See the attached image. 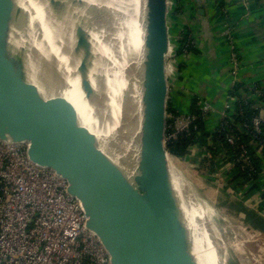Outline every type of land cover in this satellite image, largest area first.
<instances>
[{"label":"water","instance_id":"water-1","mask_svg":"<svg viewBox=\"0 0 264 264\" xmlns=\"http://www.w3.org/2000/svg\"><path fill=\"white\" fill-rule=\"evenodd\" d=\"M0 1L1 34L6 39L0 52V138L27 142L30 160L53 168L67 181L68 192L81 201L86 225L97 234L112 264H202L185 210L167 181V0H140L139 22L148 60L139 53L140 58L132 63V85L121 95V105L129 111L133 86L138 87L135 151L126 160H114L100 147L96 134L81 127L54 96L34 82L29 66L11 44L14 36L8 34L13 28L21 35L25 13L15 0ZM55 2L70 13L73 7L86 6L84 0ZM69 3L71 10L66 7ZM207 3L195 0L204 26ZM10 12L17 15V22ZM80 19L78 15L80 33H74V51L86 73L87 98L94 96L92 79L98 82L102 76L94 53L80 38L88 37ZM135 120L134 114L126 118L129 125ZM113 134L111 143L123 137L116 131Z\"/></svg>","mask_w":264,"mask_h":264},{"label":"bare ground","instance_id":"bare-ground-1","mask_svg":"<svg viewBox=\"0 0 264 264\" xmlns=\"http://www.w3.org/2000/svg\"><path fill=\"white\" fill-rule=\"evenodd\" d=\"M15 1L25 8L21 32L30 50L31 65H35L29 67L34 82L43 92L54 96L68 116L81 127L96 134L100 147L114 160L131 157L135 151L132 138L137 129L138 87L133 86L129 111L121 105V95L132 85V63L140 58L139 53L145 61L148 60L139 22L140 0H84L86 6L80 10L73 7L72 13L67 12L65 6L63 9L58 7L60 3L55 0ZM66 7L72 9L70 3ZM74 14L95 23L86 39L80 37L94 53L96 68L102 76L98 82L92 79L93 97L86 98V73L74 51V33H80L76 27L78 15L74 17ZM1 27L2 24V53L1 42L6 39L1 34ZM9 34L13 35L14 31L10 30ZM133 114L136 120L129 125L126 118L129 120ZM115 131L122 133L123 137L118 136L112 144L110 137ZM166 159L168 161L169 157ZM171 172L172 175L167 177L168 185L179 199L176 191L182 195L184 192L178 177ZM182 206L192 227L194 247L202 264H231L230 256L234 252L239 254L237 260L240 264L256 263L244 255L240 243L232 239L234 232L230 224L206 227L202 223L203 214L196 207L190 206V212L194 214L191 215L183 203ZM208 232L218 237L216 241Z\"/></svg>","mask_w":264,"mask_h":264},{"label":"built area","instance_id":"built-area-1","mask_svg":"<svg viewBox=\"0 0 264 264\" xmlns=\"http://www.w3.org/2000/svg\"><path fill=\"white\" fill-rule=\"evenodd\" d=\"M226 34L229 37V33ZM230 61L235 72L240 64L235 48L230 52ZM252 90L262 94L257 87ZM235 91L230 92L229 99L234 101L225 104L219 123L236 128L247 127L246 123L233 117L242 112V103L251 100L236 95ZM252 102L255 108H261ZM207 110L205 106L201 111L202 119ZM166 118L172 119L173 126L165 133V143L187 133L191 126L195 128L196 115L191 112L183 115L167 113ZM262 123L264 115L261 113L251 118V132L256 138L257 133L264 136ZM253 136L249 143L263 157L264 139L260 138L258 142ZM226 138L228 143L234 144L238 135L230 134ZM207 140L212 143L211 136ZM198 145V142H193L184 155L175 157L189 158L198 155L200 149L201 157L205 156L206 150ZM27 149L25 141L0 138V264H112L99 237L86 225L87 215L81 201L68 192L67 181L53 168L30 160ZM236 160L241 168L250 167L249 154L242 146ZM234 163L226 161L216 168L220 173L225 172V176L220 182H215V186H224L230 193L235 191L228 186L227 178ZM252 201L255 207H261L264 214V194H257Z\"/></svg>","mask_w":264,"mask_h":264},{"label":"crops","instance_id":"crops-1","mask_svg":"<svg viewBox=\"0 0 264 264\" xmlns=\"http://www.w3.org/2000/svg\"><path fill=\"white\" fill-rule=\"evenodd\" d=\"M169 1L167 0L168 6ZM181 3L187 12L184 11L179 16L185 21L184 27L192 24L197 52L182 53L171 61L167 57V106L177 115L192 113L196 108L203 111L207 106L209 110L203 113V123L206 130L213 132L221 120L225 104L234 101L229 99L230 88L238 83L236 95L255 101L261 107L260 113L264 115V0H208L207 5L205 4L207 26L198 19L195 0H182ZM188 9L193 10V13ZM168 30L170 53L174 51L176 44L172 41L169 27ZM232 48L237 50L240 61L235 72L232 71L230 61ZM253 87L259 88L263 93L260 95L254 92ZM206 146L198 145L203 151ZM197 154L182 160L190 163L188 165L200 172L205 180L211 179L215 186V182H220L225 172L220 173L216 169L219 167L209 166L200 155L201 149ZM259 176L264 183V163ZM216 188L215 186V190ZM220 189L226 193L224 186ZM262 189L263 191L245 199L239 192L227 193L233 194L236 201L243 199L242 210L246 217L260 219V227L251 225V229L264 236V214L260 211L261 207H255L252 201L257 194L264 193V186Z\"/></svg>","mask_w":264,"mask_h":264},{"label":"rangeland","instance_id":"rangeland-1","mask_svg":"<svg viewBox=\"0 0 264 264\" xmlns=\"http://www.w3.org/2000/svg\"><path fill=\"white\" fill-rule=\"evenodd\" d=\"M181 1L182 0H170L168 6L167 24L170 28L172 41L176 44L173 52L170 51V53H168L169 45L167 47L168 50L166 52V59L168 57V60L170 61L174 57L180 55L177 54V49L179 48L180 40L184 37V32H188L187 34L191 39L190 43L193 44V47L197 44L196 37H193L192 35V24L184 27L185 21H183L179 16L183 15L185 13L184 11L187 12V9L184 8L185 6L181 3ZM13 2L16 6L19 5L24 11L25 8L23 5L19 3L17 4L15 1ZM188 11L193 13V10L191 11L188 9ZM10 14L12 16V20L17 22V15L13 12H10ZM79 21L82 23V27L86 31H91V28L95 24L93 21L91 23L85 22V18L83 17H81ZM0 24L3 26V21L0 20ZM180 26H182V28H180ZM10 30L14 31L13 35L10 34V38L14 36L13 42L11 43L12 46L17 50V53L21 55L23 63L34 68L35 65H31L30 50L28 49L26 40L22 37V32L21 35L19 33L16 34V31L13 28H10L8 29V34ZM96 30L98 29L96 28ZM187 51L188 49H183L184 54L190 53ZM166 156L169 157L168 161ZM164 158L168 176L169 174L172 175L171 171H173L178 177L180 187L184 192V195H182L181 192H176L179 194L181 204L183 203L189 213L194 215L190 212V206L192 205L196 207L203 214L202 223L206 224V227L208 226L209 228H213L221 224H230L234 232L232 234V239L240 243V248L242 249L243 254L245 253L244 255H248L252 262H256L255 264H264V236L260 232L251 229V225L254 227L258 226L260 219L251 218L250 216L246 217V213H243L244 210H242L244 208V205L241 202L243 199H238L236 201L233 194L230 195L227 191L226 193L223 192L219 186L216 188L217 190H215L213 183L202 178L200 176V172L195 171L191 165H188L190 163L187 164L184 160L178 159L169 153L165 154ZM234 208L240 210V213H238V210L235 211ZM251 220H253V222H251ZM258 227H260V225ZM234 234L235 236H233ZM211 238L213 241H216L218 237L215 234H211ZM238 255L239 254L235 252L231 254V264H240L237 260Z\"/></svg>","mask_w":264,"mask_h":264},{"label":"trees","instance_id":"trees-1","mask_svg":"<svg viewBox=\"0 0 264 264\" xmlns=\"http://www.w3.org/2000/svg\"><path fill=\"white\" fill-rule=\"evenodd\" d=\"M186 31V30H185ZM188 32H184V37L179 42V48L177 49V54H182L183 49H188L187 52L196 53L197 49L193 47L190 43L191 39L188 37ZM187 43V44H186ZM186 46V47H185ZM182 65H180L181 67ZM239 87V84H235L234 88L230 92L235 91ZM263 93V92H262ZM262 100H264V95H262ZM242 112L236 113L233 117L236 121H241L246 123L247 127L236 128L230 124L223 125L219 123L213 132H209L204 127L202 112L199 109H193L192 113L196 115L194 120L195 128L191 126L187 133L179 134L176 139H170L166 141V150L169 154L174 156L184 155L190 144L193 142H198V144H205L206 155L203 156L205 161L213 167H220L226 161H234V166L231 171L230 177L227 178L228 186L235 192H239L242 198L249 197L256 192L263 191L262 186H264L263 181L260 179V171L264 163V150L263 157L260 156L253 145L249 143L253 134L251 132L252 124L251 118L261 112V108H255L252 101H247L242 103ZM167 113L176 114V112L169 106L166 107ZM173 126L172 119H166V131L169 132ZM262 130H264V123L261 125ZM238 135V139L234 144H230L227 141V135ZM211 136L212 143L210 144L207 137ZM256 139H264L261 133L255 134ZM241 146L244 147L250 157V167L241 168L240 162L236 160L237 155L241 151ZM249 183V186L247 185ZM264 194V193H263Z\"/></svg>","mask_w":264,"mask_h":264}]
</instances>
